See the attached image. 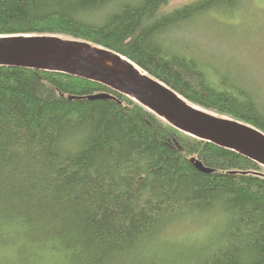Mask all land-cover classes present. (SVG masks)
I'll return each mask as SVG.
<instances>
[{
	"label": "trees",
	"instance_id": "1",
	"mask_svg": "<svg viewBox=\"0 0 264 264\" xmlns=\"http://www.w3.org/2000/svg\"><path fill=\"white\" fill-rule=\"evenodd\" d=\"M171 1L0 0V35L109 48L200 109L264 131L252 91L172 42L242 0L165 10ZM102 92L116 98L90 99ZM0 264H264V165L101 83L0 65Z\"/></svg>",
	"mask_w": 264,
	"mask_h": 264
},
{
	"label": "water",
	"instance_id": "2",
	"mask_svg": "<svg viewBox=\"0 0 264 264\" xmlns=\"http://www.w3.org/2000/svg\"><path fill=\"white\" fill-rule=\"evenodd\" d=\"M126 59V60H123ZM131 59L109 48L50 34L0 35V65L62 72L101 83L127 95L188 134L236 150L264 165V131L200 109ZM116 98L108 92L90 99ZM199 170L214 169L196 162Z\"/></svg>",
	"mask_w": 264,
	"mask_h": 264
},
{
	"label": "rangeland",
	"instance_id": "3",
	"mask_svg": "<svg viewBox=\"0 0 264 264\" xmlns=\"http://www.w3.org/2000/svg\"><path fill=\"white\" fill-rule=\"evenodd\" d=\"M193 1L172 0L164 9L169 11ZM173 35L177 47L210 63V72L215 67L227 81L252 91V97L264 107V0H242L232 16L210 12ZM204 221L188 224L190 236H203ZM185 230L177 228L170 235L177 239Z\"/></svg>",
	"mask_w": 264,
	"mask_h": 264
},
{
	"label": "bare ground",
	"instance_id": "4",
	"mask_svg": "<svg viewBox=\"0 0 264 264\" xmlns=\"http://www.w3.org/2000/svg\"><path fill=\"white\" fill-rule=\"evenodd\" d=\"M123 60H126V59H123ZM128 62H129V66H125L124 67V70H125L126 73L130 72L131 70L132 71L138 70V66L137 65H135L134 63H132L130 61H128Z\"/></svg>",
	"mask_w": 264,
	"mask_h": 264
}]
</instances>
